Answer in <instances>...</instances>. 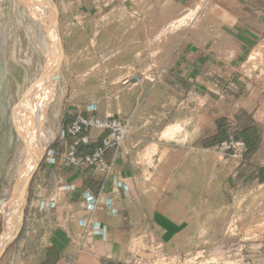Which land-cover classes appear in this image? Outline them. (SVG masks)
I'll return each mask as SVG.
<instances>
[{
    "label": "crops",
    "instance_id": "0c3cea01",
    "mask_svg": "<svg viewBox=\"0 0 264 264\" xmlns=\"http://www.w3.org/2000/svg\"><path fill=\"white\" fill-rule=\"evenodd\" d=\"M7 1L0 0V201L11 166L10 141L2 132L4 102L11 104L21 92L15 77L13 88L6 86L11 75L4 56L8 37L2 33ZM130 1L117 0V7L98 9L101 15L92 16L91 9H85L90 7L89 0H61L63 64L99 65L102 80H130L133 19L145 15L134 14ZM160 1L188 8L205 0ZM231 1L214 33L186 35L162 46L167 51L152 73L154 83H147L141 95L164 98L160 102L173 106L172 116L144 106L134 110L132 100L125 112H118L106 105L107 97L115 96L113 91L70 90L66 82L60 83L48 106L49 138L31 179L23 222L8 258L0 264H152L159 258L189 256L213 239L214 219L200 211L209 184L224 193L223 200L229 193L258 192L264 186V125L257 121L259 109L253 102L264 86L263 73L260 69L246 72L251 55L264 47V0ZM96 16H101L100 26L114 30L113 40L86 39L87 27ZM73 29L77 40L69 39ZM122 35L123 41L116 40ZM116 65L123 66L119 78L110 68ZM237 86L240 109L230 113L229 90ZM124 90L127 93L126 85ZM73 97L81 99L74 102ZM169 97L196 98L207 105H196L182 118V107L189 100L169 103L165 99ZM213 101L219 107L213 108ZM91 113L99 117L119 114L125 120L127 132L121 145L105 152L110 170L57 166L58 154H90L101 144L107 131L100 128L68 134L77 115ZM228 118L232 122L227 123ZM180 120L184 128L178 130ZM229 135L246 142L242 160L215 149ZM188 160L204 167L182 169V162ZM194 172L202 175L203 184H183L181 177Z\"/></svg>",
    "mask_w": 264,
    "mask_h": 264
},
{
    "label": "rangeland",
    "instance_id": "374dc122",
    "mask_svg": "<svg viewBox=\"0 0 264 264\" xmlns=\"http://www.w3.org/2000/svg\"><path fill=\"white\" fill-rule=\"evenodd\" d=\"M56 9H61V0H51ZM9 4L4 9L5 23L3 30L8 37V45L4 49L5 66L11 73L6 81V86L13 88V77L16 78L15 83L21 86L20 95L15 100L7 105L4 102V119L2 121V132L6 139L10 141V159L11 166L8 174V181L4 188L5 195L0 201L1 214L4 219V210L12 196L13 188L16 187L19 181L20 168L23 159V144L19 131L14 120V110L16 105L23 99V95L37 80H39L47 64V58L39 47V34L45 35L43 24L37 21L27 8V5L21 4L19 0H8L5 2ZM90 7L86 5L85 9H91V15H98L100 9L108 10L117 7V0H89ZM231 0H205L202 3H195L194 5L186 7H174L160 0H131L128 4L136 12L144 13L140 18L134 17L132 26V77L127 82L124 80L107 81L102 80L103 75L100 74L102 66L89 65L80 66L76 64L65 65L64 51L61 57L55 53V59L59 66L57 79L54 81V96L49 101L45 119L50 102L54 99L58 86L61 82H66L68 88L81 89L85 92H92L95 89L104 90L109 89L114 92L115 96L107 97L106 105L114 107L118 112H125L130 105L128 100H132V108L140 110L141 106L149 107V110L164 111L172 116L173 106L163 105L160 101L164 98H157L156 96H142V90L147 86V83H154L152 73L157 69L158 62L167 51L162 49V46L172 44L176 41L183 40L186 35L200 37L207 32H215L222 24V19L226 18V5L231 4ZM99 9V10H98ZM219 9L221 11L219 12ZM159 11V13L156 12ZM223 11V14H222ZM30 14V15H29ZM51 17V16H50ZM96 21L88 25L86 39L92 41H108L113 40V29L106 26H100V18L96 16ZM51 19V18H50ZM108 17H102L101 20L107 21ZM111 19V18H110ZM51 20H48V25ZM58 34L63 45V36L60 29V15L58 14ZM40 24L42 28L40 27ZM119 35V34H118ZM49 39V38H48ZM70 40H77L78 36L76 29L72 30L69 37ZM45 42L46 38L44 37ZM116 40H124L116 38ZM7 44V43H6ZM14 45V47H12ZM63 50V49H62ZM119 52V50H117ZM124 52V50H121ZM127 49V56H128ZM124 56V55H122ZM46 59V60H45ZM254 62V63H253ZM111 69L117 71V77H120V69L123 66H110ZM259 69L263 73L262 84L264 85V47L259 53L251 55L250 62L246 65V72L251 74L254 70ZM240 76V68L237 70ZM127 86V93L124 87ZM131 97L128 95V88ZM229 95L233 98L228 101L227 108L230 113L235 109H240V87L237 86L234 90H229ZM74 102L80 100L79 97L72 98ZM87 99V98H86ZM93 99V98H88ZM169 103L180 101L181 99H188V103L182 107L181 115L187 116L193 107L200 104L196 98H179L169 97L165 98ZM215 100V98H214ZM255 107L259 109L256 118L258 122L264 125V86L262 90L257 92L255 96ZM213 108L219 107V102L213 101ZM177 109V106H175ZM147 110V109H146ZM188 111V113H186ZM227 123L232 122L231 118ZM184 123V122H183ZM182 121L177 123V129H183ZM46 148V147H45ZM44 148V151H45ZM44 153V152H43ZM204 166L200 162L185 161L182 162V169H200ZM18 176V177H17ZM204 178L198 173H193L190 176L181 177L183 184L200 185L203 184ZM31 184V182H30ZM206 188V201L201 212L205 216L212 217L213 220V239L206 246L198 247L197 251L189 256L180 258H165L155 259L152 264H264V186L258 192L250 193H229L225 200H223L224 193H220L217 188L209 184ZM30 188V185H29ZM242 188V186H240ZM29 192V189H28ZM28 200V193L26 202L22 208L23 216L20 227L24 218V210ZM201 200V199H200ZM199 200V201H200ZM210 200V202L208 201ZM19 227V228H20ZM19 230V229H18ZM16 235V234H15ZM15 237V236H14ZM14 238L8 245L4 253L0 257V263L3 259L8 258L9 251L13 248ZM187 260V261H185Z\"/></svg>",
    "mask_w": 264,
    "mask_h": 264
},
{
    "label": "bare ground",
    "instance_id": "6f19581e",
    "mask_svg": "<svg viewBox=\"0 0 264 264\" xmlns=\"http://www.w3.org/2000/svg\"><path fill=\"white\" fill-rule=\"evenodd\" d=\"M27 5L29 13L43 24L45 35L39 34V47L47 58V64L42 77L37 80L23 95V99L16 105L14 120L20 133L23 148V159L20 168L19 181L9 202L3 206L5 230L0 236V251L4 244L14 238L22 221V208L26 200L27 192L23 185L32 168L43 155L49 134L45 126V112L49 101L54 96L53 83L57 79L59 66L55 59V53L61 57L62 44L59 34H55V26L58 23V10L51 0H19ZM30 15V14H29ZM51 16V17H50ZM51 18V19H50ZM48 20H51L48 25ZM40 24V27L42 28ZM42 28V29H43ZM44 37L47 39L46 42ZM51 39V43H48Z\"/></svg>",
    "mask_w": 264,
    "mask_h": 264
},
{
    "label": "built area",
    "instance_id": "2783aa9c",
    "mask_svg": "<svg viewBox=\"0 0 264 264\" xmlns=\"http://www.w3.org/2000/svg\"><path fill=\"white\" fill-rule=\"evenodd\" d=\"M100 128L107 131L101 144L90 154L76 156L74 154H58L57 166L72 168H93L105 173L110 170V164L105 159V152L108 149L118 148L126 136V123L121 115L107 113L99 117L95 113L77 115L68 127V134L76 136L79 133L91 129ZM215 149L223 154H229L237 160H242L247 151L246 142L242 139L229 135L226 139L219 141ZM187 261V260H185Z\"/></svg>",
    "mask_w": 264,
    "mask_h": 264
},
{
    "label": "water",
    "instance_id": "95a60500",
    "mask_svg": "<svg viewBox=\"0 0 264 264\" xmlns=\"http://www.w3.org/2000/svg\"><path fill=\"white\" fill-rule=\"evenodd\" d=\"M58 28H59V25L56 24V26H55V34H57V35H58V33H59V32H58V31H59ZM48 43H51V39H50V40L48 39ZM45 60H46V59H45ZM40 160H41V158H40ZM40 160H39V161L37 162V164L32 168V170L30 171V173H29V175H28V177H27L26 182H25L24 185H23V189L26 190L27 193H28V189H29V185H30L31 179H32V177H33V175H34V173H35V171H36V169H37V167H38V165H39V163H40ZM0 210H1V206H0ZM0 220H1V222H2L3 232H4V230H5V224H4V219H3V217H2L1 212H0ZM11 241H12V240L7 241V242L4 244L2 250L0 251V257H1V255L4 253V251L6 250V248L8 247V245L11 243Z\"/></svg>",
    "mask_w": 264,
    "mask_h": 264
}]
</instances>
